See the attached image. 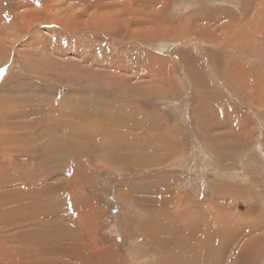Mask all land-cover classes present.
Listing matches in <instances>:
<instances>
[{
  "label": "rangeland",
  "instance_id": "1",
  "mask_svg": "<svg viewBox=\"0 0 264 264\" xmlns=\"http://www.w3.org/2000/svg\"><path fill=\"white\" fill-rule=\"evenodd\" d=\"M134 104L159 117L191 168L110 171L91 154L96 144L106 153L105 137L120 147L125 131V152L147 140L133 130ZM169 172L180 175L176 209L157 205L162 192H129ZM235 173L249 191L228 187ZM41 192L65 196L56 215H30ZM77 194L93 210L57 243L63 230H43L62 226L63 208L84 213ZM201 210L206 225L195 222ZM49 238L59 261L78 245L64 264H80L78 239L111 253L109 264H264V0H0V264H52L37 259Z\"/></svg>",
  "mask_w": 264,
  "mask_h": 264
},
{
  "label": "crops",
  "instance_id": "2",
  "mask_svg": "<svg viewBox=\"0 0 264 264\" xmlns=\"http://www.w3.org/2000/svg\"><path fill=\"white\" fill-rule=\"evenodd\" d=\"M129 104V103H128ZM136 106V104H134ZM129 108V107H127ZM134 124L132 126L137 127L138 129L133 128L134 131L138 132V133H143L144 131L146 133V137L147 140L145 138H141L140 136H137L136 141L133 140L136 144H134L132 147V152L130 150L125 152V148L129 145L127 144L126 141V135L128 133V131L124 133V138L121 137L120 143L121 146L120 147H115V145H117V141H113V142H108L106 140V137L104 139H102L101 142H104L105 146L107 147V151L105 154H103V148L97 146L98 144H96L95 146H93V148H91V154L95 155V156H101L100 159L101 161L105 162V166L106 168L110 169V171H123L126 168H136V169H143L144 171H148V170H157V169H162V168H173L177 166V163L182 162L183 165L185 167H189L191 168V165H189V161H182L185 157L187 156V151H185V147L183 146V144H181L179 141H177L176 139L169 141L166 138L165 133L161 132V130L157 127L156 122L157 120H159V117H157L155 115L154 112L149 111L148 109H143V108H139L136 106V110L134 113ZM92 123V122H90ZM108 124V122H107ZM109 125V124H108ZM107 126V125H106ZM110 127H113V125H109ZM132 126L131 124H129L127 126V128H125V130L131 129L132 130ZM102 136H104L105 134H101ZM73 138H78L77 136H73ZM163 138V145L160 143L159 139ZM97 139V138H96ZM145 145V148L142 146ZM75 149L77 150V147L74 146ZM92 147V144H91ZM70 148V147H69ZM113 149V150H112ZM144 149V150H143ZM121 150L124 154L122 153H118L117 151ZM78 151V150H77ZM149 152V153H146ZM154 152V153H153ZM110 154V155H109ZM88 156L84 155L83 158V163L86 164L87 167L90 166L89 163V159L87 160ZM114 162L112 163V165L110 166V162ZM120 162V163H119ZM119 164V165H117ZM192 164V163H190ZM105 166L103 168H105ZM136 166V167H135ZM174 169V168H173ZM234 171V169L228 168V169H224V173L225 175L221 178L222 180L228 179L230 177H233L232 172H228V171ZM227 171V172H226ZM87 174H91L92 173L90 171L87 172ZM239 173H235L234 175V179L237 180V184H230L228 187L234 188L233 190L237 191H249L251 188L250 187H246L248 185H250V180L248 177H240V175H238ZM228 175V176H227ZM82 174H78L77 178H82ZM155 177H158V179H162L161 181H150L149 185L148 183L143 184V182H139L138 184L134 181L131 182V184L133 185V188H131V186H129V192L133 191L134 193H136L135 190H141L142 188H144L145 190H156L158 193L157 195L160 194V192H162L159 195V199L157 201V205L159 204H163V203H168L170 202L171 206L173 208L176 209V205H177V187L178 184L181 183L180 181V175L174 174L173 172H169L166 174H160V175H155ZM40 180L37 179L36 182L38 183ZM63 183V182H62ZM154 184V185H153ZM157 184V185H156ZM55 184H50V189L52 192H56L58 189H55L54 186ZM246 187V190L244 189ZM227 188V187H226ZM126 191V190H125ZM12 193V192H11ZM123 193V192H122ZM122 198L125 197V194L127 195V193H123ZM151 193V192H150ZM232 196V195H230ZM244 196H246V198L248 197L247 194H242L241 198H243ZM64 195H47L44 192H41L38 194V196H36V198L40 199L39 202H42L43 204L46 205L47 209L52 210L55 213H53V215L57 214V211L61 208V201L57 200L60 198H64ZM75 201H77V203L75 204V206L77 208H79V211L82 210L84 213L80 212V216H65V213L63 214V210L65 211V209L63 208L62 210V216L61 218L64 220V218L66 220L62 221L64 224H62V228H60V226H58V229L54 223H51V225L53 226H49L46 228V230H43L46 234L48 232L52 233L54 232L53 237L58 236L59 237V233L60 230L64 233V235H62V237L59 240H63V242L65 243L67 240L66 239H70L73 240L74 236L73 235H67V231H74V233L77 231L79 233V231H81V227L79 225H74V224H78V220L79 218L82 217H87L89 216L87 212H90L93 210V206H92V202L90 198H87L86 196H81L80 194H77L75 196ZM234 197H231V199H233ZM51 199H53L51 201ZM38 202V203H39ZM48 204H47V203ZM42 203L37 204L38 206ZM43 205V206H45ZM34 207L36 208L35 204ZM157 207V206H156ZM131 209V207H129ZM30 215L34 216L31 212ZM128 215H130V213H128ZM174 215V214H172ZM219 216H221L220 214H218ZM64 216V217H63ZM134 216H140V212L137 213V215ZM188 216H194L193 214H190ZM197 216H208L205 214V212L203 210H201L200 213H197ZM217 216V215H216ZM24 218H28L29 216H23ZM31 217V216H30ZM60 217V216H59ZM130 218H132L130 216ZM197 218V217H196ZM13 219H10L9 223H13L12 222ZM92 218L90 219H82L81 218V222L80 224L82 225H88L91 224L92 222ZM33 222H28V224H32ZM192 223V222H190ZM84 229V228H83ZM55 230H57V232H55ZM61 233V234H62ZM48 235V234H47ZM50 236V235H49ZM79 242V244H83L84 242L82 240H77ZM63 243V245H64ZM37 259L40 261V257H37ZM51 259H56V258H51ZM52 264H64V262H60V263H56L55 261Z\"/></svg>",
  "mask_w": 264,
  "mask_h": 264
},
{
  "label": "bare ground",
  "instance_id": "3",
  "mask_svg": "<svg viewBox=\"0 0 264 264\" xmlns=\"http://www.w3.org/2000/svg\"><path fill=\"white\" fill-rule=\"evenodd\" d=\"M86 27V26H85ZM187 58V57H186ZM213 60V59H212ZM34 68V67H33ZM246 73H247V71H246ZM133 78H134V76H133ZM137 78V77H136ZM207 80V79H206ZM254 85V84H253ZM259 85V84H258ZM255 88V87H254ZM259 88H260V86H259ZM41 90V89H40ZM115 105L117 104V103H114ZM113 104V105H114ZM78 105V104H77ZM81 106V105H80ZM50 106H47V108H49ZM74 107H75V105H74ZM79 109H80V107H79ZM74 111L75 112H77L78 111V109H76V108H74ZM90 113V112H89ZM88 113V114H89ZM91 114V113H90ZM87 119V118H86ZM94 119V118H93ZM39 120H40V118H39ZM87 121V120H86ZM89 122V121H88ZM91 122V121H90ZM213 126V125H212ZM217 126V125H216ZM88 127H89V124H88ZM90 128V127H89ZM84 130V129H83ZM82 130V132H84ZM88 130V129H87ZM72 131V130H71ZM73 131H74V129H73ZM37 132V131H36ZM79 132H81V131H79ZM81 132V133H82ZM89 132V131H88ZM74 133V132H73ZM80 133V134H81ZM86 133H87V131H86ZM76 134H78V132L77 131H75V134H74V136L76 135ZM79 135V134H78ZM85 136V135H84ZM227 172V171H226ZM228 176V175H227ZM245 176V175H244ZM31 181V180H30ZM39 200V199H38ZM150 203V202H149ZM35 204V203H34ZM34 204L31 206V208L29 209L30 210V212L33 214V215H35L34 213V211H36V213H38V216H41L42 217V215L43 216H46L47 214L46 213H44L45 211H47V208H46V205L45 204H40L37 208H36V210L34 209ZM43 205H45V206H43ZM36 206V205H35ZM151 210V209H150ZM8 211V210H7ZM49 211H50V209L48 210V214H49ZM53 213H55L54 211H53ZM174 213V212H173ZM46 214V215H45ZM52 214V213H51ZM61 217V216H60ZM161 217V216H160ZM46 218V217H45ZM51 218H53V217H51ZM130 218V217H129ZM12 219V218H11ZM59 219V218H58ZM8 222H10V219H6ZM64 220H66L65 218H64ZM157 220V219H156ZM207 217H203V216H198L197 218H196V220H195V222H200V223H202V224H204V225H206V223H207ZM58 221H61L60 219L58 220ZM53 222V221H52ZM62 222V221H61ZM151 223V222H150ZM200 223H198V224H196V225H199ZM43 224V223H42ZM62 224H64V223H62ZM154 224V223H153ZM180 224V223H179ZM208 224V223H207ZM214 224V223H213ZM41 224H39V226H40ZM51 225V224H50ZM187 227H188V225L187 224H185ZM190 226H191V224H189ZM251 225V224H250ZM52 226V225H51ZM55 226L58 228V226H60L59 224H58V226L55 224ZM157 226V225H156ZM155 226V227H156ZM195 226V225H194ZM194 226L192 227V228H194ZM252 226V225H251ZM250 226V227H251ZM32 227V226H31ZM53 227V226H52ZM143 227H145V226H143ZM153 226H149V228H152ZM178 227V226H177ZM183 227H185V226H183ZM203 227V226H202ZM244 227V226H243ZM60 228H62V226H60ZM60 228H58V229H60ZM190 228V227H189ZM142 229V228H141ZM154 229H156V228H154ZM158 229H160V228H158ZM184 229V228H183ZM251 229V228H250ZM161 230V229H160ZM189 230V229H188ZM195 230V229H194ZM203 230V229H202ZM205 230H207V229H205ZM204 230V231H205ZM245 230V229H244ZM184 231V230H183ZM204 231H202V232H204ZM242 231V230H241ZM55 232H57V230L55 231ZM194 232V231H193ZM207 232V231H206ZM206 232H204V234H206ZM250 232H252V230L250 231ZM184 233V232H183ZM183 233H181V234H183ZM192 233V231H190L189 232V235ZM253 233V232H252ZM179 234V233H178ZM156 235V234H155ZM185 235H186V232H185ZM51 236V235H50ZM234 236V235H233ZM48 237V236H47ZM173 237V236H172ZM182 237V236H181ZM187 237V236H186ZM44 238V236H42V239ZM156 238V237H155ZM193 238V237H192ZM41 239V238H40ZM50 239V238H49ZM175 239V238H174ZM180 239V238H179ZM44 240V239H43ZM181 240V239H180ZM45 241V240H44ZM61 240H59L58 239V241H57V243H59ZM63 241V240H62ZM176 241H178V240H176ZM187 241V240H186ZM206 241V240H205ZM49 245H47V243H43L39 248L44 252V253H42L41 252V250H40V253H42L41 254V256H40V262L42 263V262H44V263H46L47 261H49L52 257H51V255H49V254H52L53 255V257L54 258H56V259H54V261L56 262V263H60V262H64V260L65 259H67V257H65V255L64 254H69L73 249H75L76 251H78L79 252V249H78V245L76 244H74V246H73V241H70L69 242V250H67L66 249V252L64 253V254H62V259L59 261L58 260V256H61L60 254H58V253H54V247H52V245L54 244V243H56L52 238L50 239V240H47L46 241ZM66 243V242H65ZM175 243V242H174ZM185 243V242H184ZM191 243V242H190ZM198 243H199V245L200 244H203L204 242H203V240H201V239H198ZM205 243H207V241L205 242ZM211 243V242H210ZM179 244H181V243H179ZM75 247V248H74ZM200 247V246H199ZM29 248H31V247H29ZM32 248H34L33 246H32ZM57 250H60V248H59V246H56L55 247ZM218 248H219V246H218ZM36 249V248H35ZM31 250V249H30ZM81 252L78 254V255H76V257L78 258V260L80 261V264L82 263V262H84V261H86V260H93V264H96V260H100V259H102L103 258V260H104V264H109V262L107 261V259L109 260L111 257H112V255H110L111 253H101V254H95V253H93L92 251H87V252H85V250H87V248L86 247H83L82 246V244H81ZM33 251V250H32ZM35 251H38V250H35ZM48 251H50L49 253H47ZM205 254V253H204ZM109 255V256H108ZM74 256V255H73ZM108 256V257H107ZM203 256V255H202ZM115 257V256H114ZM180 258V257H179ZM195 258V257H194ZM209 258V257H208ZM114 259V258H113ZM115 259H116V257H115ZM180 260L182 261L183 260V258H180ZM189 260V259H188ZM187 260V261H188ZM184 261V260H183ZM91 262V261H90ZM120 262V261H119ZM117 263V262H116ZM187 263V262H186ZM35 264H39L38 262H35Z\"/></svg>",
  "mask_w": 264,
  "mask_h": 264
}]
</instances>
